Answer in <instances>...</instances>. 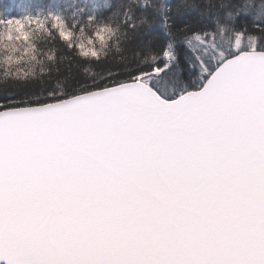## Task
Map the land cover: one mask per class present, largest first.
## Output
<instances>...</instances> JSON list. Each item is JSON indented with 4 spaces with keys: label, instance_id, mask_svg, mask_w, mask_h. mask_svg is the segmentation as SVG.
Returning a JSON list of instances; mask_svg holds the SVG:
<instances>
[{
    "label": "snow or ice",
    "instance_id": "6c2138e0",
    "mask_svg": "<svg viewBox=\"0 0 264 264\" xmlns=\"http://www.w3.org/2000/svg\"><path fill=\"white\" fill-rule=\"evenodd\" d=\"M0 264H264V0H0Z\"/></svg>",
    "mask_w": 264,
    "mask_h": 264
}]
</instances>
